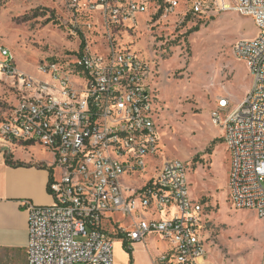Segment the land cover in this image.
I'll use <instances>...</instances> for the list:
<instances>
[{
  "label": "built area",
  "instance_id": "1",
  "mask_svg": "<svg viewBox=\"0 0 264 264\" xmlns=\"http://www.w3.org/2000/svg\"><path fill=\"white\" fill-rule=\"evenodd\" d=\"M52 1V12L59 5L65 13L57 16L68 24L69 36L81 41L68 66L39 63L53 82L20 71L13 51L0 47V73L16 83L20 96L0 126V149L38 143L55 157L53 203L23 202L29 213L27 264H114V235L131 251L149 234H160L170 246L155 264H215L203 234L204 205L191 195L186 163L166 159L142 184L132 182L146 170L148 157L157 155L159 141L160 109L150 80L156 54L136 46L147 0ZM166 3L167 12L179 5ZM191 11H236L258 28L232 46L252 88L236 107L221 97L211 116L224 129L231 154L233 204L264 220V0H192Z\"/></svg>",
  "mask_w": 264,
  "mask_h": 264
},
{
  "label": "rangeland",
  "instance_id": "2",
  "mask_svg": "<svg viewBox=\"0 0 264 264\" xmlns=\"http://www.w3.org/2000/svg\"><path fill=\"white\" fill-rule=\"evenodd\" d=\"M178 1L177 8L167 12L164 0H147V12L139 15L136 46L144 54H156L157 59L150 80L160 109L159 141L157 155L148 157L146 170L132 182L142 184L166 159L186 163L191 195L202 201L205 209L203 234L209 260L215 264H261L264 220L254 210L233 204L228 190L231 154L224 129L211 116L221 97L230 99L236 107L252 88L253 78L246 64L236 58L232 46L240 38L254 37L258 28L251 16L236 11L194 14L192 0ZM8 3L9 0H0V13L9 7ZM56 6L57 14L65 16L62 7ZM46 8L49 7L12 12L10 20L17 32L6 28L0 47L3 44L17 54L18 46L25 45L34 52L30 64L45 61L66 67L75 59L73 55L81 48V41L69 36L68 24ZM15 33L18 41L9 46L7 39L13 40ZM38 65L35 72L18 68L38 81L53 82L52 74L42 72ZM13 85L16 83L12 79L0 73V126L20 100ZM146 239L155 264L169 245L160 234H149ZM114 240L123 241L119 235H114ZM125 249L131 255L127 264H150L148 257L132 256Z\"/></svg>",
  "mask_w": 264,
  "mask_h": 264
},
{
  "label": "crops",
  "instance_id": "3",
  "mask_svg": "<svg viewBox=\"0 0 264 264\" xmlns=\"http://www.w3.org/2000/svg\"><path fill=\"white\" fill-rule=\"evenodd\" d=\"M54 3L52 0H9V7L0 13L1 40L6 38V28L17 32L10 20L12 12L51 7ZM18 38V34L15 33L13 40L7 39L8 45L11 46L17 42ZM18 47L17 54L15 53L17 66L24 72H35V67L39 63L30 64L29 62L34 58L33 49L29 50L30 48L21 44ZM54 161L53 153L38 143L5 144V147L0 149V264H22L23 259L27 264L29 213L23 202L31 200L39 205L53 203V197L49 192V180ZM146 237L132 243L131 254L132 256L137 254L139 257L146 256L150 264H153ZM169 248L170 246L166 250ZM130 260L131 255L126 251L124 241L115 240L114 264H127Z\"/></svg>",
  "mask_w": 264,
  "mask_h": 264
},
{
  "label": "trees",
  "instance_id": "4",
  "mask_svg": "<svg viewBox=\"0 0 264 264\" xmlns=\"http://www.w3.org/2000/svg\"><path fill=\"white\" fill-rule=\"evenodd\" d=\"M163 3H164V8H165V6H166V4H167V3H166V0H164V2H163ZM129 251H130V250H129Z\"/></svg>",
  "mask_w": 264,
  "mask_h": 264
},
{
  "label": "bare ground",
  "instance_id": "5",
  "mask_svg": "<svg viewBox=\"0 0 264 264\" xmlns=\"http://www.w3.org/2000/svg\"><path fill=\"white\" fill-rule=\"evenodd\" d=\"M14 2V1H13ZM19 3V2H18ZM25 26V25H24ZM17 30V29H16Z\"/></svg>",
  "mask_w": 264,
  "mask_h": 264
}]
</instances>
